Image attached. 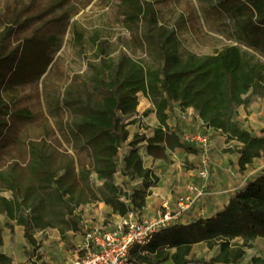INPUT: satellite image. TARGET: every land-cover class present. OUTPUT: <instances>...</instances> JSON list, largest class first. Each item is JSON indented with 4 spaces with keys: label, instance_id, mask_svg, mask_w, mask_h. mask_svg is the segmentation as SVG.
I'll return each instance as SVG.
<instances>
[{
    "label": "trees",
    "instance_id": "1",
    "mask_svg": "<svg viewBox=\"0 0 264 264\" xmlns=\"http://www.w3.org/2000/svg\"><path fill=\"white\" fill-rule=\"evenodd\" d=\"M121 1L129 25H144V36L157 60L149 62L124 54L115 58L109 49L99 45L98 35L94 37L97 58L91 66L92 88L87 93L74 82L79 158L74 160L68 153L48 146L46 140L33 141L25 167L16 161L0 172V214L23 226L31 245L36 244L31 230L58 227L50 219L54 209L65 210L70 219L77 207L90 202L109 205L112 214L119 217L143 211L150 188L158 184L159 178L144 167L140 145L147 144V155L160 160L166 158V151L185 147L179 133L168 127L167 110L173 103L182 112L193 109L205 127L221 132L229 142L241 143L235 153L242 172L264 156V138L250 135L236 121V109L249 104L246 95L264 94V0H214L208 7L203 5L206 21L214 16L235 22L237 37L245 47L228 45L205 56L191 52L182 56L176 30L160 24L148 4L141 0ZM75 39L82 48L83 33L76 30ZM53 43L52 37L50 44ZM21 54L11 61H0L2 81L13 78ZM139 94L153 103L154 110H147L145 117L156 113L159 126L151 136L135 135L129 142L121 171L125 177L142 182L141 188L129 191L116 186L114 176L119 152L129 140L127 127L138 122L133 117ZM16 115L23 120L33 116L27 110ZM7 125L6 119L0 117V141ZM93 174L102 182L99 191L90 185ZM2 191L12 192L13 198L1 195ZM27 210H33L31 219L23 215ZM239 237L244 242L264 237V174L238 190L217 216L198 220L194 227H165L147 245H136L127 264H204L190 258L193 246L200 242L209 248L219 247L211 264H238L245 252L231 241ZM3 244L0 227V249ZM0 264L15 263L0 250ZM252 264H264V260L255 258Z\"/></svg>",
    "mask_w": 264,
    "mask_h": 264
},
{
    "label": "rangeland",
    "instance_id": "2",
    "mask_svg": "<svg viewBox=\"0 0 264 264\" xmlns=\"http://www.w3.org/2000/svg\"><path fill=\"white\" fill-rule=\"evenodd\" d=\"M141 2L152 8L160 24L176 30L182 56L190 52L199 56L213 55L219 49L234 44L245 48L237 37L235 22L228 17L204 19L201 7L212 5L214 0ZM76 30L84 35L82 48L76 42ZM144 32L143 24L129 25L123 15L121 0H0V61H11L22 52L13 78L7 81L0 78V99L5 104L0 108V117L8 123L0 141V172L6 171L16 161L25 167L29 163V145L33 141L46 140L48 146L78 159L74 82L87 93L92 88L91 66L97 58L96 44L92 39L98 35L99 45L109 49L115 58L124 54L154 62L157 54ZM52 37L55 44H50ZM138 99L139 115L133 117L138 122L127 127L129 141L119 152L118 171L114 176V184L129 191L138 182L125 177L121 171L124 157L130 150L129 142L135 135H150L152 127L158 123L152 112L147 118H142L147 110L153 111L154 106L142 94ZM245 99H249V104L236 109V121L250 135L264 138V94L250 93ZM23 110L30 111L32 118L23 120L16 115ZM167 113V123L179 133L185 146L174 152V168L179 166L177 170L186 180L185 187H205L206 196L182 211L178 205L179 199L186 194L183 191L174 205L165 206V212L180 213L172 225H183L180 220L185 215L187 226L194 227L198 220H207L224 212L238 190L264 174V156L255 159L247 171L242 172L238 166L239 155L235 153L241 143L229 142L223 134L205 127L193 109L183 113L179 111L178 104L173 103ZM192 134L208 136L211 141L207 165L203 164L200 147L185 140ZM142 147L143 144L140 145V153H143ZM169 163L167 160L161 164L163 176L168 173ZM204 170L206 178L202 176ZM90 185L99 191L102 182L96 174L91 176ZM1 195L13 198L10 191H2ZM32 214L33 210L23 213L27 219H31ZM50 219L58 227L31 230L30 235L36 240V244L31 245L24 235V227L0 214L4 236L0 250L15 264H74L88 230L96 226H113L119 220L112 214L111 207L103 202L77 207L72 220L65 210L54 209ZM75 226L76 230L70 229ZM231 244L242 247L245 252L238 264H252L255 258L264 260V237L249 242L239 237ZM218 253L219 247L209 248L208 244L200 242L193 246L190 258L211 264Z\"/></svg>",
    "mask_w": 264,
    "mask_h": 264
},
{
    "label": "built area",
    "instance_id": "3",
    "mask_svg": "<svg viewBox=\"0 0 264 264\" xmlns=\"http://www.w3.org/2000/svg\"><path fill=\"white\" fill-rule=\"evenodd\" d=\"M190 144L200 147L203 164L208 163V151L211 141L208 136L201 134L188 135L185 139ZM204 178L207 172L202 173ZM206 196L205 187L188 185L186 194L179 199V209L188 210L196 201ZM181 212V211H180ZM142 211L130 212L109 227H92L79 247V257L74 264H127L132 248L147 245L154 234L177 219L180 213L159 214L157 217H139Z\"/></svg>",
    "mask_w": 264,
    "mask_h": 264
},
{
    "label": "crops",
    "instance_id": "4",
    "mask_svg": "<svg viewBox=\"0 0 264 264\" xmlns=\"http://www.w3.org/2000/svg\"><path fill=\"white\" fill-rule=\"evenodd\" d=\"M152 114H154L157 117L156 113L152 112ZM138 115L139 114H138V109H137V113L135 116H138ZM147 117H145V114L142 116V118H147ZM158 126H159V121L154 127H152L151 134L149 136L152 135L153 129H155ZM168 127H170L169 123H168ZM170 129L172 131H175L171 127ZM146 147H147V144H143V147L141 149L143 151V153H141V158H143L144 167L147 169L150 168L159 178L158 184L155 187L150 188V191H151L150 195L146 198V201H145L146 206L142 211V217L150 218V217H155L156 215H158L157 213L159 211L165 212V206L174 205V203L176 202L175 200L179 197V195L183 191L186 192L187 187L184 186L186 180L183 179V177L179 174V171L177 170L179 166L174 168L176 164L172 163V161H174L173 154L179 148L176 149L175 151H170V150L166 151L165 153L166 158H163L162 160H160V159H155L154 157L148 156L146 153ZM186 154H189V153L186 152ZM167 160H169L170 162L169 167L167 169L168 173L163 176V172L161 170V166H162L161 164ZM238 160H239V157H238ZM186 179H187V175H186ZM141 186H142V182L138 181L136 187L141 188ZM114 216L118 219L120 218L117 215H114ZM186 220L187 219L185 218V215H183V217L180 220L181 224L188 225L186 223Z\"/></svg>",
    "mask_w": 264,
    "mask_h": 264
}]
</instances>
